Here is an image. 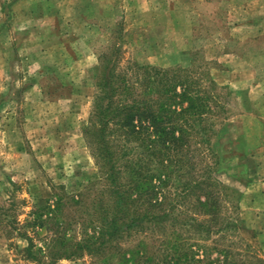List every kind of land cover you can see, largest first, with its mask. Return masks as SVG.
<instances>
[{"label": "rangeland", "instance_id": "1", "mask_svg": "<svg viewBox=\"0 0 264 264\" xmlns=\"http://www.w3.org/2000/svg\"><path fill=\"white\" fill-rule=\"evenodd\" d=\"M115 42L124 63L207 71L223 87L240 155L220 177L264 256V0H0V264H38L15 219L96 174L84 127Z\"/></svg>", "mask_w": 264, "mask_h": 264}, {"label": "trees", "instance_id": "2", "mask_svg": "<svg viewBox=\"0 0 264 264\" xmlns=\"http://www.w3.org/2000/svg\"><path fill=\"white\" fill-rule=\"evenodd\" d=\"M97 70L84 127L96 174L76 191L53 187L22 223L15 219L24 258L264 264L243 235L240 192L220 177L240 155L227 148L237 140L225 135L223 87L207 71L124 63L116 42Z\"/></svg>", "mask_w": 264, "mask_h": 264}]
</instances>
